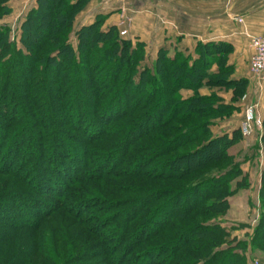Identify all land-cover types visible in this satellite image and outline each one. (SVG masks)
I'll return each mask as SVG.
<instances>
[{
    "label": "trees",
    "instance_id": "trees-1",
    "mask_svg": "<svg viewBox=\"0 0 264 264\" xmlns=\"http://www.w3.org/2000/svg\"><path fill=\"white\" fill-rule=\"evenodd\" d=\"M12 1L0 0V19ZM88 1L36 0L14 40L0 24V239L36 232L0 264L35 252L45 264H246L245 243L217 221L243 175L229 152L241 129L214 132L249 86L233 77V45L152 58L145 41L104 27L107 15L75 29Z\"/></svg>",
    "mask_w": 264,
    "mask_h": 264
},
{
    "label": "crops",
    "instance_id": "crops-1",
    "mask_svg": "<svg viewBox=\"0 0 264 264\" xmlns=\"http://www.w3.org/2000/svg\"><path fill=\"white\" fill-rule=\"evenodd\" d=\"M31 4L34 6L36 0ZM99 14L107 15L106 27L126 22L129 35L145 41L152 58L163 46L171 53L176 47L193 52L199 41L230 42L234 47L229 56V64L235 68L233 77L249 80L248 90L237 105L243 109L253 105L264 117V83L257 81L249 64L252 38L264 36V0H89L75 29L92 23ZM214 90L203 87L200 92ZM185 91L192 95L191 90ZM220 94L227 102L233 96L231 90Z\"/></svg>",
    "mask_w": 264,
    "mask_h": 264
},
{
    "label": "rangeland",
    "instance_id": "rangeland-1",
    "mask_svg": "<svg viewBox=\"0 0 264 264\" xmlns=\"http://www.w3.org/2000/svg\"><path fill=\"white\" fill-rule=\"evenodd\" d=\"M27 1L28 0L12 1L10 3L13 9L12 13L0 19V24L6 23L11 26L13 40L18 37V28L27 14V10L30 9L32 5L31 1L33 0H29V4H27ZM124 18L126 19V17ZM105 23L104 27H106ZM121 24V26H118L120 30L125 28H127V30L129 29L126 22L123 24L121 21ZM129 34L130 33L127 32L124 36L126 38H132ZM72 41L76 46V39L74 35L72 36ZM144 64L145 61L142 62L141 66ZM252 74L257 81L259 80L260 83H264V81L260 80L256 74L253 72ZM214 89V91L218 93L221 91L224 92L219 88ZM186 93V91H181L183 97L188 95H186ZM250 110L253 112V120L250 123L251 132L249 135H244L242 127L247 120L248 111ZM259 116L260 115L257 113V108L255 106L251 105L245 109L239 106V109L231 112L229 116H224L221 118L222 120H218L216 122L218 124L214 127V132L217 134L225 133L226 131L231 134L233 130L239 128L241 129V138L230 148L229 152L234 157L235 161L240 164V167L243 170V175L239 176L232 182L231 189L236 190V192L229 198L230 208L224 216L217 218V221L221 222L223 226L227 228L230 235L229 239H236L238 242L245 243L244 247L243 245L239 246V250L242 255H245L246 264H264V249H255L252 245L254 230L261 216V189L263 185L262 174L264 172V117ZM218 168H220V166H218ZM238 182H241L244 185L238 186ZM59 225L60 222L57 218H51L48 219L44 225H42L43 227L39 231H43L45 236L49 239L50 232H55ZM27 231L20 233V240L16 237L17 235L9 239L8 237L7 239H0V262L4 263L10 259L13 253H15L17 245L19 244L20 246L23 241L29 240L27 238V234L32 237V235L36 233L34 231ZM35 253L31 256L32 264L37 263L39 257L41 258H39L38 264H45L44 258L41 256L42 254Z\"/></svg>",
    "mask_w": 264,
    "mask_h": 264
},
{
    "label": "built area",
    "instance_id": "built-area-1",
    "mask_svg": "<svg viewBox=\"0 0 264 264\" xmlns=\"http://www.w3.org/2000/svg\"><path fill=\"white\" fill-rule=\"evenodd\" d=\"M124 23V22H123ZM127 28L121 30V35L127 34ZM253 54L250 58V69L260 80L264 81V36H254L251 40ZM253 120V112L248 111L247 120L243 124L242 131L244 135H249L250 123Z\"/></svg>",
    "mask_w": 264,
    "mask_h": 264
}]
</instances>
